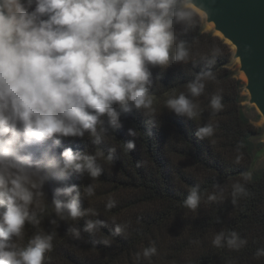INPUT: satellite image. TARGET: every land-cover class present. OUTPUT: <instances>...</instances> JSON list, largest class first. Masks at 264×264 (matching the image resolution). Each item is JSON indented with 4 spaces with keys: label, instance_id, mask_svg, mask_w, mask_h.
Returning <instances> with one entry per match:
<instances>
[{
    "label": "trees",
    "instance_id": "1",
    "mask_svg": "<svg viewBox=\"0 0 264 264\" xmlns=\"http://www.w3.org/2000/svg\"><path fill=\"white\" fill-rule=\"evenodd\" d=\"M36 6L32 0L26 10ZM49 16L37 14V23ZM165 20L168 61L145 62L149 107L114 101L115 120L99 115L94 131L53 134L28 146L32 200L5 250L19 253L47 239L41 264H264V168L250 172L260 128L245 111L232 48L183 0H173ZM181 47L185 58L176 60ZM181 95L191 116L168 106ZM202 128L210 134L198 135ZM65 149L85 166L50 169L51 161L63 168ZM72 185L71 193L61 191ZM193 192L195 208L186 204ZM71 203L80 215H71ZM7 207L5 200L0 213Z\"/></svg>",
    "mask_w": 264,
    "mask_h": 264
},
{
    "label": "clouds",
    "instance_id": "2",
    "mask_svg": "<svg viewBox=\"0 0 264 264\" xmlns=\"http://www.w3.org/2000/svg\"><path fill=\"white\" fill-rule=\"evenodd\" d=\"M31 2L0 0V204L8 202L0 213V264H41L51 246L47 239H38L19 253L5 250V241L19 235L32 200L25 187L24 163L33 159L28 146L53 134L94 131L99 115L107 113L115 120L114 101L149 107L145 62L165 64L172 39L171 21L165 17L173 0H36L30 13L26 8ZM44 13L49 18L37 23V14ZM185 55L181 47L175 59ZM199 91L192 86L194 94ZM167 103L177 113L193 114L183 95ZM210 132L202 128L198 135ZM62 156L63 168L57 161L48 167L63 172L85 166L77 163L81 157L71 149ZM85 159L97 175L90 158ZM74 188L61 191L68 194ZM197 202L195 192L186 200L192 208ZM68 207L73 217L80 215L76 203Z\"/></svg>",
    "mask_w": 264,
    "mask_h": 264
},
{
    "label": "water",
    "instance_id": "3",
    "mask_svg": "<svg viewBox=\"0 0 264 264\" xmlns=\"http://www.w3.org/2000/svg\"><path fill=\"white\" fill-rule=\"evenodd\" d=\"M183 5L230 45V63L238 61L245 78V100L264 119V0H183Z\"/></svg>",
    "mask_w": 264,
    "mask_h": 264
},
{
    "label": "rangeland",
    "instance_id": "4",
    "mask_svg": "<svg viewBox=\"0 0 264 264\" xmlns=\"http://www.w3.org/2000/svg\"><path fill=\"white\" fill-rule=\"evenodd\" d=\"M205 29L211 31V27L204 25ZM231 67L236 72V76L241 79L242 85V95L247 96L246 90L243 88V84L245 83L244 76L238 72L239 63L238 61H232ZM245 105V111L249 116L251 122L260 128L259 132L253 136V141L256 144L255 156L252 163V167L250 172H257L258 170L264 168V119L261 117L258 110L251 105H248L246 100L243 101Z\"/></svg>",
    "mask_w": 264,
    "mask_h": 264
}]
</instances>
